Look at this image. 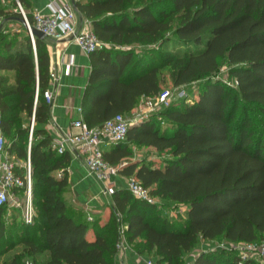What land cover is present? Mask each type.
Here are the masks:
<instances>
[{"label":"trees","instance_id":"16d2710c","mask_svg":"<svg viewBox=\"0 0 264 264\" xmlns=\"http://www.w3.org/2000/svg\"><path fill=\"white\" fill-rule=\"evenodd\" d=\"M76 5L102 43L91 54L82 103L89 127L126 117L142 99L157 97L166 69L177 88L204 80L197 98L175 99L162 110L165 130L147 118L130 127L125 143L104 150L111 167L128 163L123 174L140 181L152 197L185 207L187 216L172 221L128 189L112 195L106 226L90 228L69 213L64 194L71 154L54 150L47 130L48 43L35 38V53L19 21L21 6L34 25L29 0H0L2 131L6 150L21 164L15 172L25 182L31 162L36 211L34 222L26 224L18 209L0 206V264H115L122 226L127 242L137 241L154 264H190L193 254V264H259L261 258L242 261L239 251L196 250L202 241L264 243V0H76ZM223 64L236 87L216 78ZM131 144L171 157L159 167L131 163Z\"/></svg>","mask_w":264,"mask_h":264},{"label":"built area","instance_id":"2783aa9c","mask_svg":"<svg viewBox=\"0 0 264 264\" xmlns=\"http://www.w3.org/2000/svg\"><path fill=\"white\" fill-rule=\"evenodd\" d=\"M50 8L52 15L34 14V25L32 26L20 6L22 15L27 19L28 31L34 27L45 34L47 40L60 42L61 40H73L87 55H91L102 48V43L93 30L92 23L83 19L79 22V12L69 0H51ZM30 33V31H29ZM33 49L36 53L35 37L31 35ZM71 62L70 65H72ZM50 80L52 83H58L59 75L56 70H51ZM48 103H51L53 95L47 90L44 94ZM187 95L180 91L174 95L171 91L161 92L155 98H147V110L156 111L159 108H167L175 99H184ZM38 98V93L36 99ZM81 112V110H80ZM34 126V119L31 125V135ZM132 126L123 115H117L105 122L101 127H89L83 118L76 119L72 122L71 131L53 145V148L59 154H64L68 150L78 151L85 160L86 166L90 173L99 181L106 184L110 181L113 174L112 167L104 159L103 146L106 144L118 145L125 143L128 139L129 129ZM3 121L0 114V156L5 159L0 163V206L10 205L22 209V218L26 224H32L35 220L36 211L33 204L32 194V169L31 162L27 164V177L25 180L15 172L19 163L11 160L9 152L6 150V139L3 135ZM24 189L26 202L22 204L18 201L16 192ZM136 198L148 203H155L150 191L146 189L140 181L133 178L129 181L127 188ZM90 221L92 218H89ZM127 227L122 226L120 229L119 247L124 245V235ZM246 249L242 250V261L258 255L264 259V243L247 244ZM251 254V255H249ZM31 264V263H28ZM148 264H154L149 261Z\"/></svg>","mask_w":264,"mask_h":264},{"label":"crops","instance_id":"0c3cea01","mask_svg":"<svg viewBox=\"0 0 264 264\" xmlns=\"http://www.w3.org/2000/svg\"><path fill=\"white\" fill-rule=\"evenodd\" d=\"M69 1L72 4V1ZM29 2L30 12L33 14L41 13L43 15H52L53 12L50 8L51 0H29ZM76 9L79 12V22H81L84 17L77 7ZM3 25L4 22L0 18L1 31ZM12 26L15 27L18 25ZM16 31H20V29L17 30L16 28ZM47 43L50 53V72L51 70H56L59 75V81L56 84L51 82L49 76L48 88V90L52 92L53 98L50 103V121L47 125V130L53 138L54 145L63 135L71 131L72 122L74 120L79 118L85 120L86 110L83 109L82 103L92 73V55H87L82 52L73 40L67 39L61 40L60 42L47 40ZM71 62H73L72 65H70ZM2 74L7 73L2 72ZM8 74L12 75L13 73L8 72ZM138 123L140 122L134 124ZM109 146L110 144H106L103 146V149L106 150ZM139 147L145 149L149 148L135 145L133 152L134 150H138L137 148ZM67 152H70L72 158L67 170L69 187L64 194L69 213L76 219L84 218L90 228L93 223H98V225L102 227L106 226L109 222L112 210L114 209L112 195L118 190L127 189L129 181L134 178L122 173V169L128 165V163L119 167H112L113 174L110 181L104 184L99 182L90 173L84 158L78 151L68 150ZM10 157L11 160L20 164L19 161L15 160L14 155H10ZM4 159V156H0V163L3 162ZM131 160V163H137L145 160V158L134 152ZM20 194L19 191L16 192L17 199L24 204L26 202V194L25 192L22 193L23 196ZM22 197L24 198L23 201H21ZM10 208L22 211V209L18 207L10 206ZM89 218H92V220L90 221ZM93 237L94 234L91 232L89 238L93 239ZM203 244L205 243L203 242ZM213 247L214 246L211 244H209V246L207 244L203 248H198L196 253L215 250ZM118 249L119 251L115 257V264H148L149 261L154 263V257L141 254L137 247V241L129 243L125 235L124 245L123 247H118ZM194 260L195 254L190 256L189 263L193 264Z\"/></svg>","mask_w":264,"mask_h":264},{"label":"rangeland","instance_id":"374dc122","mask_svg":"<svg viewBox=\"0 0 264 264\" xmlns=\"http://www.w3.org/2000/svg\"><path fill=\"white\" fill-rule=\"evenodd\" d=\"M18 29L19 26H15ZM12 27V29L14 31H16V28ZM173 39H175L173 37ZM170 47H176L174 44H171ZM216 78L218 80H221L223 83L227 84L228 86L231 87H236V83L235 80L233 79V77L230 76L229 74V67L225 64H223L222 68L220 69V71L217 73ZM203 85H204V80H200V81H194L191 82L190 84L183 86V87H175L173 80L171 78V72L169 69H166L164 71V82H163V86H162V91H171L174 95H176L177 93H179L180 91H184L186 93V95L188 97H196L198 96V94H200V92L203 89ZM178 99V98H177ZM147 99H142L140 101V103L138 104V106L129 114L126 115V119L130 124H134L137 122H142L144 120H146L147 118H154L155 122L158 123L161 127L162 130H165L168 127L167 119L161 115L162 110H164V108H159L156 111L153 112H149L147 110ZM184 103V102H183ZM241 111V108H239L237 110V113L239 114ZM88 114V110L86 109L85 115ZM135 145H131V148L134 149ZM138 150H134L135 153H137V155H140L142 157L145 158L147 163L150 164H154L155 166L159 167V166H163L164 162L167 161L171 156L168 152H158L153 148H137ZM155 204L158 205V209L160 212L163 213V215L167 218H169L172 221L175 222H179L181 220H184V218H186L187 216V209L183 206H177L175 203L173 202H169V201H163V200H159L154 198ZM24 198L22 197L21 201H23ZM15 210V209H14ZM18 213H22L21 210H17ZM9 215H12L11 213H9ZM19 217V216H18ZM20 218V217H19ZM205 244H203V241L200 243L199 248H203L205 245H207V242H204ZM212 246H214V248H218V249H228L230 251H236V252H242V250L246 249V245L245 243H240V244H226L223 240L221 241H216L215 243L211 244ZM209 246V244H208ZM211 248V247H210ZM18 249H16L15 251L11 252V254L9 255H13L15 253H17ZM242 255V254H241ZM251 255V254H249ZM252 257L255 258H261L259 259V264H264V259L262 257H258L257 255H253ZM188 257V261H189Z\"/></svg>","mask_w":264,"mask_h":264},{"label":"water","instance_id":"95a60500","mask_svg":"<svg viewBox=\"0 0 264 264\" xmlns=\"http://www.w3.org/2000/svg\"><path fill=\"white\" fill-rule=\"evenodd\" d=\"M71 1H72L73 6L76 8L77 7L76 1L75 0H71ZM19 21L28 29V22H27V19L24 16ZM1 28H0V32H1ZM29 31H30V34L33 35L36 38L46 39L45 34L42 31H40V30H38V29H36L34 27H31L29 29Z\"/></svg>","mask_w":264,"mask_h":264}]
</instances>
